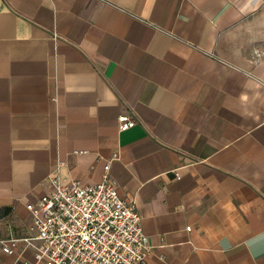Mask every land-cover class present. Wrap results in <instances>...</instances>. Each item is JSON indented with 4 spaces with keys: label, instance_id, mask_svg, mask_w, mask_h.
I'll return each instance as SVG.
<instances>
[{
    "label": "crops",
    "instance_id": "obj_1",
    "mask_svg": "<svg viewBox=\"0 0 264 264\" xmlns=\"http://www.w3.org/2000/svg\"><path fill=\"white\" fill-rule=\"evenodd\" d=\"M108 163L149 264H264V0H0V264Z\"/></svg>",
    "mask_w": 264,
    "mask_h": 264
},
{
    "label": "built area",
    "instance_id": "obj_2",
    "mask_svg": "<svg viewBox=\"0 0 264 264\" xmlns=\"http://www.w3.org/2000/svg\"><path fill=\"white\" fill-rule=\"evenodd\" d=\"M118 122L120 131L136 124L129 115ZM109 169L108 163L102 181L93 185L64 183L58 172L49 177L50 192L27 206L32 236L23 241L35 251L36 264H149L141 214L133 201L120 197ZM17 241L3 244V251L13 253Z\"/></svg>",
    "mask_w": 264,
    "mask_h": 264
}]
</instances>
